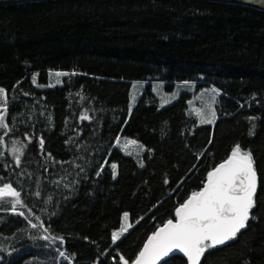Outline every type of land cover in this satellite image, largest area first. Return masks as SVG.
Here are the masks:
<instances>
[{
  "label": "trees",
  "instance_id": "obj_1",
  "mask_svg": "<svg viewBox=\"0 0 264 264\" xmlns=\"http://www.w3.org/2000/svg\"><path fill=\"white\" fill-rule=\"evenodd\" d=\"M34 72L40 82L66 75L42 90ZM134 81L144 86L130 102ZM185 81L218 89L213 124L187 113V94L158 106L153 82ZM0 87V187L21 200L13 210L0 198V264L131 262L237 144L255 160L254 219L201 264H264V10L213 0L0 4ZM120 136L147 148L143 167L117 148ZM124 212L131 227L112 243Z\"/></svg>",
  "mask_w": 264,
  "mask_h": 264
},
{
  "label": "snow or ice",
  "instance_id": "obj_2",
  "mask_svg": "<svg viewBox=\"0 0 264 264\" xmlns=\"http://www.w3.org/2000/svg\"><path fill=\"white\" fill-rule=\"evenodd\" d=\"M56 76L66 73H55ZM35 82V77L33 78ZM51 86V85H50ZM0 96L6 99V90L0 88ZM6 111V109H5ZM131 111V109H129ZM200 115V113H197ZM215 116V113H212ZM87 113L81 115L82 120H87ZM5 117L0 115V125ZM255 118L249 117V120ZM211 124L214 121L202 120V123ZM126 123V122H125ZM255 125L249 131L254 135ZM119 140V137H117ZM131 143H136L131 141ZM44 141L40 140L43 147ZM19 152V149H13ZM19 164V158L16 160ZM143 167V163L140 165ZM116 164H112L113 179L116 177ZM103 168V166H101ZM100 175V172H97ZM167 183V180H165ZM258 191V175L255 168V160L251 150H244L239 144L231 149L230 155L222 163L207 172L206 182L198 191H193L182 204L175 209V221L169 219L163 227L157 229L148 237L147 243L139 251L131 264H168V257L174 249H178L187 258L188 264H199L202 256L209 249L225 245L227 242L238 238V234L246 229L252 210L256 206L255 197ZM20 193L12 186L5 184L0 187V198L16 197L12 209L21 204L18 198ZM23 215V213H18ZM124 220L128 219V213H124ZM36 225H33L35 227ZM130 227V225L128 226ZM127 231V227L121 232ZM119 238L118 233H112V242ZM45 240L49 238L44 237ZM87 239V238H85ZM62 240V238H61ZM60 257L65 253L61 251ZM165 259H161V258ZM123 264H129L123 256H120Z\"/></svg>",
  "mask_w": 264,
  "mask_h": 264
},
{
  "label": "rangeland",
  "instance_id": "obj_3",
  "mask_svg": "<svg viewBox=\"0 0 264 264\" xmlns=\"http://www.w3.org/2000/svg\"><path fill=\"white\" fill-rule=\"evenodd\" d=\"M35 77V82L33 78ZM60 76H56L55 73L49 74L45 82H40L38 80V73L34 72L31 75V82L33 86L37 89H48L52 88L55 85L60 83ZM51 85V86H50ZM144 83L140 81H134L130 85V102H134L139 96L141 89L143 88ZM2 88V87H0ZM4 89V88H3ZM151 90L155 97L157 98L158 106L162 107L168 105L175 100H177L182 94H187L188 98L186 99L187 104V113L196 120L198 125H211L208 123H202V120H213L216 119V104L219 98V91L213 85H204L198 86L196 82L185 81V82H175L172 86L168 87L165 82H153L151 84ZM6 99L4 96H0V115L5 117L4 123L6 124ZM215 113V116L212 113ZM200 113V115H197ZM8 127H3L0 125V137L2 143L6 144L5 131ZM135 141L136 143H131ZM117 148L127 156L132 157L136 163L140 166L141 163L144 164L143 155L145 154L147 148L140 143L138 140L128 137L120 136L119 140L116 142ZM10 198V202L14 204L13 198ZM127 213V212H124ZM124 213L121 215V220L119 226L112 231L118 233L119 238L117 241L130 229L131 223L129 219L124 220ZM130 225V227H128ZM127 227V231L121 232L122 228ZM112 241V234H111ZM113 243V242H112Z\"/></svg>",
  "mask_w": 264,
  "mask_h": 264
},
{
  "label": "water",
  "instance_id": "obj_4",
  "mask_svg": "<svg viewBox=\"0 0 264 264\" xmlns=\"http://www.w3.org/2000/svg\"><path fill=\"white\" fill-rule=\"evenodd\" d=\"M24 1H32V0H0V4H4V3H14V2H24ZM213 1H220V2H230V3H238V4H244V5H248V6H251V7H255V8H258V9H261V10H264V0H213ZM227 159V158H226ZM224 161V160H223ZM223 161H221L220 163H222ZM220 163H218V164H220ZM217 164V165H218ZM205 182H206V180H205ZM204 182V183H205ZM203 187V186H202ZM179 207V206H178ZM173 221H175V219L173 220ZM167 222V221H166ZM165 222V223H166ZM163 225L164 224H162L161 226H159V227H157L156 228V230L157 229H159V228H161V227H163ZM155 230V231H156ZM154 231V232H155ZM153 234V233H152ZM152 234H150L149 236H151ZM148 236V237H149ZM148 237L145 239V241L143 242V244H142V246H141V248H140V250L139 251H141L142 249H143V246H144V244L145 243H147V241H148ZM223 245H221V246H217V247H215V248H218V247H222ZM139 253V252H138ZM138 255V254H137ZM172 256H180V257H182L185 261H186V264H188V261H187V258L184 256V254L182 253V252H180L178 249H174L173 250V253L172 254H170V256L168 257V258H170V257H172ZM203 257H204V255L202 256V258H201V261L199 262V264H201V262H202V259H203ZM167 258V259H168ZM135 259V258H134ZM133 259V260H134ZM162 260L163 259H165V258H161ZM132 260V261H133ZM131 261V262H132ZM122 262V261H121ZM131 262H129V264H131ZM122 264H123V262H122ZM156 264H161V261H157L156 262Z\"/></svg>",
  "mask_w": 264,
  "mask_h": 264
},
{
  "label": "crops",
  "instance_id": "obj_5",
  "mask_svg": "<svg viewBox=\"0 0 264 264\" xmlns=\"http://www.w3.org/2000/svg\"><path fill=\"white\" fill-rule=\"evenodd\" d=\"M0 144L3 145L1 137H0Z\"/></svg>",
  "mask_w": 264,
  "mask_h": 264
}]
</instances>
